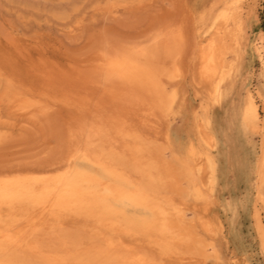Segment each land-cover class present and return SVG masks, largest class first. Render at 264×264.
<instances>
[{
  "label": "rangeland",
  "instance_id": "obj_1",
  "mask_svg": "<svg viewBox=\"0 0 264 264\" xmlns=\"http://www.w3.org/2000/svg\"><path fill=\"white\" fill-rule=\"evenodd\" d=\"M230 2L0 0V177L54 175V170L63 172L71 163L73 169L102 176L108 183L117 181L102 170L107 164L134 188L157 175L148 166L152 159L147 149L158 151L166 165L180 169L192 147L204 150L201 131L207 126L215 139L210 152L216 163L215 181L206 189L209 208L194 198L183 177L180 191L156 193L184 210L187 226L202 244L188 248L182 240L170 238L166 249L141 231L110 236H116L117 244L122 240L119 250L127 256L145 257L148 261L142 264H264L256 217L261 213L264 219V188L259 191L264 186L256 171L263 134L251 130L249 116L243 122L242 112L256 106L263 125L259 95L264 97V67L258 47H264V0L234 5L235 20L227 28L219 20L217 33L212 23ZM210 38L227 65L219 96L200 78V48ZM119 56L139 64L141 77L109 69L108 61ZM149 74L158 78L150 79ZM151 80L155 85L147 86ZM138 147L143 149L140 156L135 153ZM200 157L204 164L205 156ZM114 206L119 211L111 219L115 225L149 215L127 201H116ZM46 220L23 232L19 247L13 248L20 252L19 259L56 264L37 254L81 256L95 244L97 233L83 219Z\"/></svg>",
  "mask_w": 264,
  "mask_h": 264
},
{
  "label": "bare ground",
  "instance_id": "obj_2",
  "mask_svg": "<svg viewBox=\"0 0 264 264\" xmlns=\"http://www.w3.org/2000/svg\"><path fill=\"white\" fill-rule=\"evenodd\" d=\"M240 1H242V0H231L230 4L228 3L220 11V13L217 16H215V19L212 23V28H214L213 31L216 30L217 33H219L218 31L220 30V26L217 25V22H220L219 20L224 21L226 28L235 20V18H236L235 13L236 12H234L233 6L238 4ZM248 1L249 0H247V2ZM254 3H256V2H254ZM223 32H220V33H223ZM207 41L208 42L210 41L209 44L206 43ZM207 41L204 40L202 43V46L200 45L201 46V48H200V62H199L200 63V70H199L200 71V78H201L202 82H206V83L210 84L211 91H212L213 95L219 96L221 94L222 83L225 80L224 72L222 69H223V65H226V64H224V62L222 64V61L219 58V54L217 52L218 49L216 48L217 43H215L216 41H213L212 38L208 39ZM195 47H196V45H195ZM258 50H259V53L261 54V59H262L263 67H264V47H260V48L258 47ZM104 64H106V63H104ZM107 66H109V69H111L115 73H119V75H121V76L127 75V77H129L131 75H135V77H137L136 75L140 76L142 74V70L139 67L140 65L137 64L136 62H134V60H132L131 58H129L127 56H119L117 58H112L111 60L108 61ZM107 70H108V68H107ZM149 76H150L149 78L152 79V78H154L155 74H153V75L149 74ZM151 76H153V77H151ZM2 77H3V75H2ZM131 77L133 78V76H131ZM155 77L158 78V76H155ZM140 80H145V79L140 78ZM153 80H155V79H153ZM145 82H147V81L145 80ZM146 84H147V86L148 85L150 86V84H154V83L151 80V81H148V83H146ZM155 84H156V89H159V87L157 88V85H158L157 81L155 82ZM21 88H23V87H21ZM152 90H154V88H152ZM208 92H209V90H208ZM259 96L261 97L262 102H263V106H264V97L262 95H259ZM15 98H16V96H15ZM167 104H168V102H167ZM249 110L252 111V115L248 114L250 111L246 112L245 109H243V111H242L243 112V122L249 116V119L251 120V130H253L254 132H258V133L262 132V134H263L262 141H261L262 147L260 148L261 149L260 150L261 156L259 155L260 159H259L258 168L256 171H258V177L260 179L261 186H264V123L262 125L261 119H260V112L258 111L256 106H251V109H249ZM30 112H31V110H30ZM140 115H142V114H140ZM122 130H123V128H122ZM222 130H223V127H222ZM201 133H202L201 134L202 141H203V144L205 145V148H203L204 150L197 152L196 151L197 148L195 150L192 147L189 150V156L190 157L185 159V161L183 162V165L180 167V169H178V168L174 169V168L166 165V163H164V161H163L164 157L162 158L158 151L153 152L154 149L149 150L151 147L149 149H147L150 152L151 159H152L150 161V163H148V166L153 168L156 171L157 175H156V177L153 178L150 175L151 173H149L148 176L151 177V180L149 178L150 181L147 180L148 181L147 183L143 182V183L134 185L133 186L134 188L129 187L128 181L126 180V178L122 174H119L114 169L108 167L107 164L102 166L103 167L102 170L105 173H107L109 176L116 178L117 181L108 183L102 179V176L100 177L98 175H94L89 171H80L77 169H73V166L71 163L66 164L64 166L65 168H62L63 172H60V171L57 172L58 170H54L53 172H56V173H54V175H47L46 173H45V175H43V173H41V175H40L37 173L38 175L33 176V177L31 174H30L31 177H24V176L20 177L19 175L0 177V264H24L25 262L26 263L28 262L27 264H29V261H25V260H30V259H24L23 256L22 257L20 256V257L23 258L24 260L19 259L18 257L20 255V252L16 253V252H14V250H15V248L19 247V243L24 238L23 232L27 229L34 228L37 225V223H39V225H40L41 224L40 221L43 220V218H46L47 220H56V221L59 220V222H60V220H63V222H64V219L65 220H70V219L75 220L76 218H80V219H83L92 228V230L97 233L96 237L94 236L95 237L94 238L95 244L90 249L87 250L88 252H86V253L83 252V254L84 253L85 254L81 255V256L72 255L70 253L65 252L66 254L65 253L61 254L62 256H60L59 254H58L59 256H54V254H53L54 257L47 258L43 254L38 252L39 254H37V255L40 256V258H42L44 261L55 262L56 264H75V263L80 264L81 262L84 264L83 261H85V260L87 261V264H88V262H97V264H142V262L148 261V260H144V259H146L145 257L143 259L135 253H133L135 255H132L131 257H129L126 254H124L123 252H121L119 250V247H122V240L119 244H117V242L113 239L116 236L115 237L110 236L111 232L116 233L117 236L118 235L120 236L121 234H130V235L132 234V235H134V234L138 233L139 231H141V232H143V233H141V235L144 234L148 238V240L151 239V242L153 240L154 243L156 242V243L160 244L163 248H166V249H169V246H168L169 241L168 240H170V238L182 240L183 242L186 243L188 248L193 247V244H202V242H203L202 238L201 239L198 238L197 235L195 234L196 232H193L187 226V222H186L187 216H186V213L184 212V210L177 208V206L175 207L172 204V200L166 199L165 200L166 203H165L156 195L157 192H159V194H160V189L170 190V192L180 191L181 190L180 188L183 187L182 185H181L182 187L180 186V181L182 180V177H183L186 179L187 185H188L187 186L188 190L192 193L194 198L196 200L203 201V205H204L203 207L208 206L207 198H208L209 192H207L206 189L209 185L211 186V184H213L215 181L214 171H215L216 163H215L213 157L211 156V152H210V150L215 147V143H214L215 139H214V136L211 134V131L208 130L207 126H206V128L205 127L203 128ZM188 144H190V143H188ZM106 147H107V145H106ZM117 149H118V147H117ZM127 153H128V151H127ZM135 153H136V155L140 156V154L142 155V153H143V149L138 147L136 149ZM183 153H185V152L183 151L182 154ZM198 154H199V157L197 156L198 158L196 160H194L193 157L195 158V156ZM200 155L203 157L205 156V158H206V162L204 161L205 162L204 164H202V162H200V161H203V159L202 160L200 159L201 158ZM164 156H165V153H164ZM174 160H176V159H174ZM195 161H196V163H195ZM79 164H81V163H79ZM62 166H63V164H62ZM94 169H95V167H94ZM132 175L134 176V173ZM146 176H147V174H146ZM206 176H208L207 179H205ZM136 179H137V177H136ZM211 188H213V187H211ZM262 188H264V187H260L259 191ZM262 191H264V190H262ZM183 192H185V190ZM187 193H189V192H187ZM167 194H168V192H167ZM171 194L172 193H170V195ZM182 195H185V194H182ZM179 199H180V196H179ZM260 200H262V198ZM116 201H127L134 206L142 207L143 209L148 211L149 215L143 219H140L139 221L132 220V219H125L124 224L122 226L115 225L112 223L111 219L113 217V214H116L117 212H119L118 209L114 206V202H116ZM210 202H212V201H210ZM179 204H181V203H179ZM193 205H195V204H193ZM209 205H210V203H209ZM171 206H173V207H171ZM183 207L185 208V205ZM208 208H209V206H208ZM226 208H227V206H226ZM260 208H261V206H260ZM189 211H191V210L189 209ZM186 212H187V210H186ZM256 212H257V210L255 211V213ZM260 214H258V216H256L257 217V228H259L262 244L264 247V222H263L264 219L263 220L261 219ZM198 215H199V213H198ZM191 218L193 219L192 216H191ZM115 220H117V219H115ZM78 224H79V222H78ZM198 224H201V223H198ZM39 225H37V226L39 227ZM75 225H77V224H75ZM205 226L208 227V225H206V224H205ZM195 228L197 229V227H195ZM47 229H48V227H47ZM84 229H85V227H84ZM35 231H37V230L35 229L34 232ZM206 231H207V229H206ZM73 234H74V232H73ZM75 234H76V232H75ZM138 234H140V233H138ZM70 237H72V236H70ZM127 237H129V236H127ZM124 238H125V236H124ZM147 238H146V241H147ZM132 240L134 241V239H132ZM206 242H208V241L206 240ZM84 243L86 245L85 241H84ZM69 244L71 245V242ZM144 244H145V242H144ZM60 245L62 246V244H60ZM27 246H29V245L27 244ZM88 246H89V243H88ZM75 247H76V245H75ZM13 248H14V250H13ZM33 248H34V245H33ZM58 248L60 250H62L60 247H58ZM126 248H128V247H126ZM203 248L204 247H202V249ZM205 248H204V250H205ZM22 249H23V247H22ZM35 249L37 251L36 247H35ZM126 250H128V249H126ZM204 250L201 251V252H203L202 253L203 255H205ZM32 251H35V250H32ZM138 251H140V250H138ZM21 252H23V253H21L23 255L24 251H21ZM44 252H45V250H44ZM48 252H50V251H48ZM48 252L46 251V253H48ZM52 252H54V250ZM148 252H150V251H148ZM129 254H130V252H129ZM182 254H184V251ZM26 255H29V254H26ZM208 255H210V253ZM161 256H162V254H161ZM217 256L218 255H216V257ZM172 258H174V257H172ZM192 258H193V256H192ZM157 259H159V258H157ZM162 259H164V258H162ZM247 259H246V261H247ZM183 260H185V259L183 258ZM31 262H30V264H32ZM153 263H155V262H153ZM158 263H160V262H158ZM163 263H165V262H163ZM168 264H170V263H168ZM245 264H246V262H245Z\"/></svg>",
  "mask_w": 264,
  "mask_h": 264
}]
</instances>
